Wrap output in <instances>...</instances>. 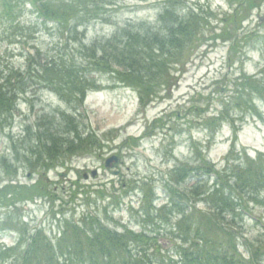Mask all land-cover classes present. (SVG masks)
Segmentation results:
<instances>
[{
  "label": "rangeland",
  "instance_id": "374dc122",
  "mask_svg": "<svg viewBox=\"0 0 264 264\" xmlns=\"http://www.w3.org/2000/svg\"><path fill=\"white\" fill-rule=\"evenodd\" d=\"M161 1L163 0L155 2ZM185 1V9L197 8L200 2V0ZM200 5L210 7L215 18L224 16L226 12L229 14L231 12L234 16L237 8L235 4L229 5L228 0H210V2L202 0ZM157 13V9L152 6L140 8L129 3L119 18L115 20V26L95 24L87 28L85 31L87 43L91 44L97 40L118 35L117 28H122L121 26L129 21H133V23L144 21L155 25L158 21ZM253 14L254 16L247 19V22L238 29L236 25H239L234 20L228 24V31L231 35L237 29L236 34L239 39L247 35H254V32L258 35L257 37L252 36L248 40L249 44L243 46V53L239 55L240 62L233 69L227 64V60L230 58V43L218 42L214 45L211 35L208 34L206 40L191 56L189 65L186 66L183 62L184 67L173 66L171 69L169 65L167 66L170 72L171 88L162 89L157 99H164L156 100L147 109H145V99L141 98L136 91L134 93L131 92V88H116L108 75L100 78L102 89L88 94L85 112H83L84 118L78 119L83 130L87 129L88 132L96 133L99 140L104 141L106 148L99 154L95 153L88 157L84 155L72 160L67 155H63V158L56 155L57 161H52L55 162L53 163L54 167L49 170L44 167V164L34 166L35 161L31 160L29 153L31 147L39 150L40 145L25 138L19 140L25 125L33 126L44 115L41 110H46L58 119L59 112L67 107L56 96L47 92L38 94L34 98L33 104L23 102L13 121L9 120L0 124V164L19 167V176H15L13 182L25 188H31L39 179H42V174H48L43 179H47L49 182L54 203L48 199H41L35 203H16L14 207L7 208L6 201L0 197V243L6 247L16 244L20 237V230L24 228V225L29 230L43 227L49 235L54 236L58 233L57 221L63 215L78 221L84 214L94 212L99 214L112 229L124 232L128 228L136 233L146 231L151 237L148 238L147 248L152 261L166 260V264L169 261H171L169 264H178V260H182L174 254L178 245H184L185 249L197 251L202 258H205L209 255L212 247L204 250L201 247L195 249L190 242L195 240L200 245L205 244L206 241L217 244L223 242L225 245L226 241L232 238H228L231 232L238 238L237 249H240L242 258L249 260L251 251L257 252L260 246H264V198H257L255 201L254 197L247 198L246 194L238 192L243 196L249 213L232 221L230 209L223 207L217 198L205 199L204 197L200 200L197 199L198 196L194 191L191 192L189 199L172 193L170 197L174 208L170 213L167 206L163 207L167 203L165 202L167 201V189L163 181L180 180L181 178H177V176H180L182 172L177 173V169L181 166L192 167L201 157L215 164V168L222 173L224 160L226 156H230L233 143L236 141L238 151L242 154L244 150L253 158L257 157L258 152L264 154V104L261 99H256V105L260 109L262 119L249 116L251 114H247L244 122L241 121V118L237 119L235 124L238 127L242 125L237 139L228 127L222 131L218 130L219 133L215 136H211V130L210 132L205 130L206 118L218 114V111H222V107L225 106V102L230 100L234 89V79L243 73L259 75L263 71L264 39L261 38L264 37L262 27L264 26V19H262L264 18V6L259 12L255 10ZM259 19L262 20L261 23H259ZM21 20L26 24L24 27L29 32H17L18 29L10 30L6 26L1 29L0 23V58L5 62H12L16 69L25 70L30 55L38 57L35 62L41 64L43 61L40 60L44 59L43 52L49 51L55 55H64L72 51L73 47L72 43L68 42V34L65 35L53 28L46 29L36 25L38 18L31 12V9L27 8L22 13ZM211 23L214 30L209 32H215L217 35L224 32L223 26L225 25H220L219 20L213 19ZM22 34L26 36L25 39L21 37ZM39 48L42 50V54H40ZM225 81L226 84H224ZM167 86L162 85L161 87ZM32 106H34L33 110ZM242 106L245 107L244 101ZM73 115L76 114L73 113ZM160 119H163L165 124L163 129L158 128L160 127L158 122H154ZM228 125L233 128L232 124ZM145 134L147 135L145 139L140 141L138 138ZM10 136L14 137V142L10 140ZM136 145L139 146L136 147ZM41 151L39 150V152ZM25 155L29 156L26 160H24ZM114 156L120 160L118 166H113L114 163H112L113 167L106 169L104 161ZM5 158L8 159V162ZM247 159L249 158L246 155L242 156L239 162L244 163ZM7 171L12 172L13 170L10 167ZM93 171H98L96 179L83 180L85 173L90 174ZM208 172L209 168L200 174L207 175ZM29 174H32L30 178H28ZM60 174L66 175V177H61ZM200 174L194 170L192 176L197 178L199 177L197 175ZM4 176L5 173L0 168V188L7 182ZM216 179L217 176L213 181L209 178L205 182L207 188L214 186ZM196 181L186 184L183 182L178 189L171 187L170 191L176 193L181 190L189 191L196 186ZM125 182L127 185L135 182L141 189L144 184L149 183L153 193L147 199L142 193V200L150 205L154 204L158 198V208L163 207L158 211L167 213V221L155 220L150 224H142L141 215L139 216L136 211H131L130 207L132 204L135 210L139 208V204L135 203L136 200H139L135 193L137 190L129 193L128 196L123 195L120 188L123 184L125 185ZM75 183L76 186L81 185V194H84V196H78L77 199H74L73 196V192L76 190ZM102 190H105V198L96 193V191ZM106 190L109 192L106 193ZM148 193L151 194L149 191ZM201 201L215 203L216 210H213L220 215L225 212L229 214L228 224L224 227L225 231L221 232L219 229H215L213 221L209 219L211 216L206 212L207 204H203ZM196 202L198 204L196 210L186 213L177 211L180 209L183 211L186 208L188 210ZM89 203L93 205L89 207ZM106 205L109 207V218L106 217L103 210ZM14 209H17L18 212L15 213ZM165 213H162V216H165ZM159 217L158 215L157 218ZM187 217L190 219L187 220ZM110 218L113 219L110 220ZM176 223L177 232H171V226ZM178 225H183L186 229L181 231L178 229ZM153 237L158 239L159 244L150 245ZM187 240L189 242H186ZM137 248L146 250L145 247L137 246ZM224 249L228 251L230 247L226 246ZM169 255H172V259L177 258L178 260L172 261ZM215 260L217 263V259ZM223 260L217 264H226Z\"/></svg>",
  "mask_w": 264,
  "mask_h": 264
},
{
  "label": "trees",
  "instance_id": "16d2710c",
  "mask_svg": "<svg viewBox=\"0 0 264 264\" xmlns=\"http://www.w3.org/2000/svg\"><path fill=\"white\" fill-rule=\"evenodd\" d=\"M150 1L153 0H0L1 29L6 26L10 30L18 29L17 32H29L24 27L26 24L21 20L22 13L29 8L41 20V25L68 34L69 42L73 47L72 51L64 55L43 52L44 59L40 60L43 61L41 64L35 62L36 58L30 57L25 70L16 69L12 62H5L0 58V124L13 120L23 102L33 104L34 98L45 92L56 96L67 107L59 112L58 119L46 110H41L44 115L33 126L25 125L19 140L25 138L37 142L40 145L39 150H42L39 152L38 149L31 147L29 155L31 160L35 161L34 166L44 164L49 170L55 163L52 161H57L56 155H60V158L67 155L72 160L103 151L104 141H100L97 134L87 132V129L83 130L78 122V119L84 118L83 112L88 94L102 89L100 78L108 75L116 88L133 89L145 99L146 105L157 99L163 88L171 86L167 66L169 65L171 69L173 66L184 67L182 63L185 62L186 65L194 51L206 40L205 31L210 27L209 18L212 16L209 9L200 6V11L197 10L196 13L191 11L187 15L184 11V0H164L157 4L158 21L155 25L148 22H129L119 29L116 26L119 33L111 39L87 44L84 32L91 25L115 26L117 16L128 3ZM254 1H243L236 17L239 23L250 15ZM227 24L228 20L225 25ZM21 37L26 38L24 34ZM235 37L230 32H223L219 36L211 35L213 41L223 40V42ZM38 50L42 54V50L40 48ZM238 50L239 43H235L232 47L234 55L232 62L236 61L235 55ZM233 83V94L230 100L225 102L220 114L211 119L206 118L205 123L208 127L212 128L217 122L231 120L230 110L242 114L254 112L261 117L254 97L259 95V98L264 99V80L244 75ZM162 85L168 86L161 87ZM243 101L245 107L242 106ZM33 108L34 106L31 107L32 110ZM73 113L76 115L74 116ZM157 122L160 124L158 128H164L163 120ZM9 138L14 142L13 136ZM235 146L234 143L231 154L227 157L225 172L216 173L202 157L192 167L184 169L181 166L177 169V173L182 172L177 176L181 179L167 180V194H179L182 198L189 199L191 192L194 191L198 196L197 199L217 198L222 206L232 207L237 202L235 195L240 196L238 199H243L238 192L247 191L248 194L256 195L254 200L257 201L259 194L264 191V154H258L255 161L247 159L244 163H240V157L245 156V151L243 154L237 152ZM64 148L68 149L62 150ZM28 157L25 155L24 160ZM5 160L8 162L7 158ZM0 167L5 173L4 179L7 180L0 188V197L6 201L7 208L14 207L16 203L34 202L38 199L54 201L51 188L43 179L45 173L31 188H25L12 184V180L19 174V167L13 166L15 167L13 168L10 165L12 172L7 171L10 168L7 164H0ZM208 168L207 175L210 173L217 175L213 188H207V183L201 181L189 191L178 190L179 193L170 191L171 187L178 189L181 183L186 184L192 180L194 170L200 174ZM148 186L149 184H144L142 187L146 199L153 193ZM129 187L127 186V189ZM81 189L78 188L73 196L82 193ZM121 190L125 191L123 187ZM98 193L105 195V191ZM208 204L216 206L215 203ZM243 207L248 208L244 201ZM150 209L151 206L144 209L143 217L146 220L151 216ZM213 209L209 210L213 211ZM14 212L17 213L18 210L14 209ZM233 215L237 216L236 213ZM210 216L209 219L213 221L215 229L225 231L223 224L226 218L214 211ZM189 219L187 217V220ZM81 222L82 225L76 226L65 216L58 221V231L61 236L54 238L49 237L46 229L42 227L29 230L24 225L17 243L0 252V264H159L152 261L146 254L147 251L137 248V246L142 248L141 244L144 243V237L141 235H136L127 229L123 233L115 232L97 216L86 215ZM183 229L186 228L183 226ZM229 237L232 238L227 240L225 245L223 242L212 243L213 247L210 249L212 252L202 260L196 259L195 264H211L214 261L211 257L214 255L221 259L223 248L226 246L237 250L235 236L230 234ZM193 245L198 247L197 244ZM209 245L211 243L206 241L205 249ZM257 251L260 253L254 255L253 260L260 257L264 246H260ZM163 261L161 260L160 263L164 264Z\"/></svg>",
  "mask_w": 264,
  "mask_h": 264
},
{
  "label": "water",
  "instance_id": "95a60500",
  "mask_svg": "<svg viewBox=\"0 0 264 264\" xmlns=\"http://www.w3.org/2000/svg\"><path fill=\"white\" fill-rule=\"evenodd\" d=\"M112 160H114V158L113 159H111V160H109L106 164H107V166H109V163L112 161ZM93 176H95V173H93Z\"/></svg>",
  "mask_w": 264,
  "mask_h": 264
}]
</instances>
